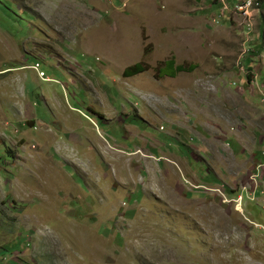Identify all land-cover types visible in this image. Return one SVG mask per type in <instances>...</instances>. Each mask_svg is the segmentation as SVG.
Instances as JSON below:
<instances>
[{
    "label": "rangeland",
    "instance_id": "1",
    "mask_svg": "<svg viewBox=\"0 0 264 264\" xmlns=\"http://www.w3.org/2000/svg\"><path fill=\"white\" fill-rule=\"evenodd\" d=\"M221 1L0 0V264H264V0Z\"/></svg>",
    "mask_w": 264,
    "mask_h": 264
},
{
    "label": "built area",
    "instance_id": "2",
    "mask_svg": "<svg viewBox=\"0 0 264 264\" xmlns=\"http://www.w3.org/2000/svg\"><path fill=\"white\" fill-rule=\"evenodd\" d=\"M223 6L219 7L220 14L218 17H223L228 13H233L241 18L242 27L249 31L254 25V14L259 13L261 6L260 0H233L232 4L221 1ZM225 13V14H224ZM215 18H213V21Z\"/></svg>",
    "mask_w": 264,
    "mask_h": 264
},
{
    "label": "trees",
    "instance_id": "3",
    "mask_svg": "<svg viewBox=\"0 0 264 264\" xmlns=\"http://www.w3.org/2000/svg\"><path fill=\"white\" fill-rule=\"evenodd\" d=\"M192 67H185L181 64L176 65L174 63L173 58L167 59L164 61V65L160 68V72L162 74H166L169 76H174L179 71H189ZM142 70L140 64H134L130 67H127L124 71L126 75H133L134 73L140 72Z\"/></svg>",
    "mask_w": 264,
    "mask_h": 264
},
{
    "label": "crops",
    "instance_id": "4",
    "mask_svg": "<svg viewBox=\"0 0 264 264\" xmlns=\"http://www.w3.org/2000/svg\"><path fill=\"white\" fill-rule=\"evenodd\" d=\"M262 85H264V84L262 83Z\"/></svg>",
    "mask_w": 264,
    "mask_h": 264
}]
</instances>
